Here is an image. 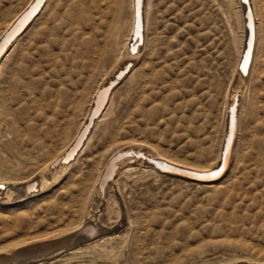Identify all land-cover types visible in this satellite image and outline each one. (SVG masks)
I'll return each mask as SVG.
<instances>
[{"label":"rangeland","instance_id":"374dc122","mask_svg":"<svg viewBox=\"0 0 264 264\" xmlns=\"http://www.w3.org/2000/svg\"><path fill=\"white\" fill-rule=\"evenodd\" d=\"M130 1L50 0L22 36L0 80V104L3 90L10 100L8 110L0 105L1 179L15 184L33 177L74 135L90 102L88 93L100 81L90 85L83 111L60 134L41 136L42 113L52 96L63 99L74 91L79 39L95 38L106 74L114 71L118 56L125 58ZM26 2L0 0V27ZM149 4L147 45L113 83L111 105L90 149L64 172H53L52 183L33 197L6 201L0 196V251L66 233L78 221L72 212L78 204L64 206L68 191L90 185L119 147L141 145V155L158 152L198 166L216 161L241 42L238 1ZM257 4L262 39L253 77L240 97L237 159L225 177L197 184L131 160L134 172L121 169L102 197L87 203L86 219L100 228L101 247L93 251L78 235L71 249L31 264L264 263V0ZM14 62L19 66L12 74ZM42 140L45 145L36 146Z\"/></svg>","mask_w":264,"mask_h":264},{"label":"bare ground","instance_id":"6f19581e","mask_svg":"<svg viewBox=\"0 0 264 264\" xmlns=\"http://www.w3.org/2000/svg\"><path fill=\"white\" fill-rule=\"evenodd\" d=\"M139 1V3H136V0L130 1L131 20L128 27V33L122 44L123 49L126 51V55L125 58L118 56L116 68L111 74L105 73L104 61L106 58L104 59L103 53L95 47V45H97L95 44V38L79 39L80 42L77 46L78 54L77 57H75L76 81L71 80V83H73V86L75 87L74 91L63 99H60L57 95L52 96V100H50L48 108H46L47 111L42 113V124H40L41 126L38 129L41 136L52 138L53 133L60 134L63 132L68 123L75 117L76 113L83 111V95L88 92L89 88H91L90 85H95L98 81H100V84L91 88L89 91L88 95L90 97V102L85 109L84 117L77 127L74 135L67 140L66 144L57 155L51 157L43 167L37 170L33 177L24 181L11 184L7 180L0 178V187L4 189H0V196L4 194L6 196V201H23L33 197L36 190L40 191L45 186L52 183L50 182V178L53 172H64L69 166L77 163L79 158L85 154L88 149H90L89 145L93 139L95 129L100 121L105 117V113L111 105L112 95L115 90L113 89L111 91L113 83L119 81V79L124 75V71L127 70V66L130 62L137 61L139 59L141 52L147 45L145 32L148 26L151 4H149V0ZM237 1L238 10L236 15L242 25L241 42L238 50L236 70L234 73V84L231 89L229 88L230 92L228 91L229 102L226 107L227 110H225L227 112L223 128V136L219 145L218 156L214 164L212 166H198L185 162L183 163L158 152L154 155L142 154L147 158L144 160L142 158H138V156L141 155V145L131 144L126 145L125 147H119L113 151L111 156L103 164L90 185L86 186L80 183L76 185V188H72L68 191L69 203L64 204V206L71 208L74 206L72 204H78V208L73 209L72 211L77 216V223L73 224L67 232L65 231L66 233L57 237L44 239L34 243H31L29 240L28 242H30V244L21 245L14 249L13 252L9 253L0 251V264H11L12 262L19 263L30 257L39 258L42 256L57 255L63 250L66 251L71 249L75 243L74 240L78 235L83 237L82 240H84V242H90L87 247L90 249L92 248L94 251V249L100 246L103 238L98 236L100 234V228L93 225L94 223L91 224V221L88 222L89 217L87 218L88 221L86 219L85 211L87 209V203L94 197H102V190L109 183L108 180L111 181L112 179L114 182L115 178L113 179V177L117 176L121 169H124L125 173L128 174L134 172L135 169L128 167L130 166L128 162H132L131 160L137 162L138 164H143L145 167L148 166L151 171L157 174L164 173L163 171L176 170V172L181 174L176 176L183 177L185 175L189 178H193L194 180L192 181L197 184L211 185L215 182H219L223 177H225L226 173H228L231 169L232 162L234 159H237L239 131L238 109L240 107V97L243 93V89L248 86L253 77L252 75L257 63L258 44L260 39H262L260 38L261 22L257 0ZM49 3L50 0H27L25 5L15 12L13 16L0 27V40L2 39L0 42V80L2 78L1 75L3 67L16 50L22 36L28 33L34 23L43 15L44 11L49 6ZM136 16L138 17V20L136 19ZM86 31L87 30H85V32ZM80 33L83 32L80 30ZM81 35L80 37H82ZM144 65L145 62L141 66ZM18 66L19 63L14 62V66L11 71L12 74L16 72ZM132 70L133 69H131L128 74H130ZM140 74H142V72ZM7 92V90H3L0 105L8 110L10 100L8 102ZM44 145L45 141L42 140L40 143H37L36 146L41 147ZM81 145H83L81 150L72 161L74 155H76L75 153ZM124 152H133L134 154L123 157L125 154ZM94 157H90V159H88V162L91 165L95 164ZM16 187L19 188L17 189ZM100 235L102 236V234ZM97 236L99 239H96ZM105 240L106 239H104V241ZM232 264L264 263L246 261Z\"/></svg>","mask_w":264,"mask_h":264},{"label":"water","instance_id":"95a60500","mask_svg":"<svg viewBox=\"0 0 264 264\" xmlns=\"http://www.w3.org/2000/svg\"><path fill=\"white\" fill-rule=\"evenodd\" d=\"M140 1L139 0H136V3H139ZM136 19L138 20V17L136 16ZM136 24H137V22H136ZM137 27V26H136ZM2 40V39H1ZM1 40H0V42H1ZM142 159H146V158H142ZM169 171H171V170H169ZM169 171H163L164 173H166V174H174V175H181L180 173H178V172H176V170H173V171H171V172H169ZM183 177H185L186 179H191V180H194L193 178H189V177H187V176H183ZM0 189H2L1 187H0ZM64 251L65 250H63L62 252H60L59 254H61V253H64ZM59 254H57V255H53V256H42V257H30V258H28V259H25V260H22L21 262H17V263H15V262H12L11 264H31V263H38V262H41V261H44V260H49V259H52V258H54V257H56V256H58Z\"/></svg>","mask_w":264,"mask_h":264}]
</instances>
